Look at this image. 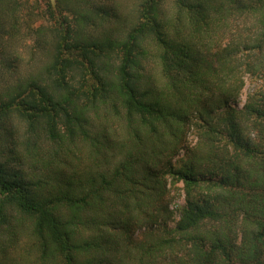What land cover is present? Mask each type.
Returning a JSON list of instances; mask_svg holds the SVG:
<instances>
[{
    "label": "trees",
    "instance_id": "16d2710c",
    "mask_svg": "<svg viewBox=\"0 0 264 264\" xmlns=\"http://www.w3.org/2000/svg\"><path fill=\"white\" fill-rule=\"evenodd\" d=\"M0 264H264V0H0Z\"/></svg>",
    "mask_w": 264,
    "mask_h": 264
},
{
    "label": "rangeland",
    "instance_id": "374dc122",
    "mask_svg": "<svg viewBox=\"0 0 264 264\" xmlns=\"http://www.w3.org/2000/svg\"><path fill=\"white\" fill-rule=\"evenodd\" d=\"M246 77H247V76H246ZM250 79H251L250 77H247V78L245 79L244 87H243V89H242V91H241V94H240V96H239L238 101L235 103V106H237V107H241L242 104L244 103L245 99H246V95H247V93H248L252 88H254V87L257 85V82H256V81H254V80L252 81V80H250ZM195 139H196L195 136L192 135V134H190V135L188 136V141L194 142ZM175 201H176L177 203H179V204H182V203H183V196H182L181 194H178L177 197H176V199H175ZM173 206H174V205H173Z\"/></svg>",
    "mask_w": 264,
    "mask_h": 264
}]
</instances>
